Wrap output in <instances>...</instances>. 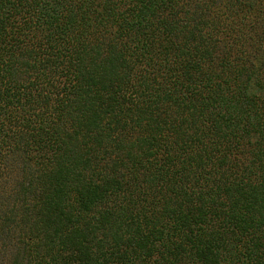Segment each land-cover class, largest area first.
<instances>
[{
  "label": "trees",
  "instance_id": "trees-1",
  "mask_svg": "<svg viewBox=\"0 0 264 264\" xmlns=\"http://www.w3.org/2000/svg\"><path fill=\"white\" fill-rule=\"evenodd\" d=\"M0 264H264V0H0Z\"/></svg>",
  "mask_w": 264,
  "mask_h": 264
},
{
  "label": "rangeland",
  "instance_id": "rangeland-1",
  "mask_svg": "<svg viewBox=\"0 0 264 264\" xmlns=\"http://www.w3.org/2000/svg\"><path fill=\"white\" fill-rule=\"evenodd\" d=\"M214 1L219 3V0H214ZM210 6L212 7L213 5L210 3Z\"/></svg>",
  "mask_w": 264,
  "mask_h": 264
}]
</instances>
